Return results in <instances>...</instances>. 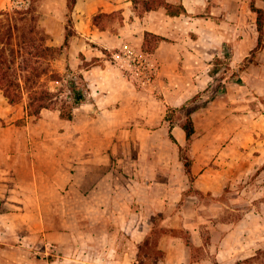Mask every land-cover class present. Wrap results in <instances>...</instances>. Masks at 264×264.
Returning a JSON list of instances; mask_svg holds the SVG:
<instances>
[{"label":"crops","instance_id":"1","mask_svg":"<svg viewBox=\"0 0 264 264\" xmlns=\"http://www.w3.org/2000/svg\"><path fill=\"white\" fill-rule=\"evenodd\" d=\"M165 1L183 9L77 0L70 65L84 72L94 101L79 105L73 120L50 109L30 120L24 103L0 91V264H75L73 239L83 224L86 257L95 264H251L263 246L264 110L258 121L252 110L254 87L264 89V44L253 53L257 12L251 0ZM255 2L264 8V0ZM114 11L125 17L116 30L94 23L96 14ZM148 32L163 37L152 51L143 48ZM130 48L157 60L156 82L166 85L161 105L144 98ZM227 49L232 67L252 60L241 82L193 115L191 179L180 157L186 131L169 126L165 110L207 89ZM224 192L230 199H220ZM242 193L243 216L211 213L237 207ZM158 226L167 228L160 254L143 248Z\"/></svg>","mask_w":264,"mask_h":264},{"label":"trees","instance_id":"2","mask_svg":"<svg viewBox=\"0 0 264 264\" xmlns=\"http://www.w3.org/2000/svg\"><path fill=\"white\" fill-rule=\"evenodd\" d=\"M139 1H141L143 10L151 9L158 5H166L171 13H178L183 9L181 4H170L165 0H134L135 3ZM76 2L77 0H68L69 25H67L65 39L61 46L49 44L47 42L48 35L36 26L30 27L28 32H26L19 22L9 17L10 13L8 11H0V14L8 15L7 21L4 22L0 19V41L3 43V46L0 47V90L3 91L11 103H19L27 95L26 110L29 116L38 118L45 109L59 108L64 118L73 119L75 108L88 100H92L90 83L84 72L75 70L70 64H67L65 74H61L53 68V63L65 52L66 48L71 46V41L77 34V29L73 27L74 18L72 15ZM250 5L257 12V26L259 30L258 43L253 50L254 53L264 44V8L257 6L255 0H251ZM28 12L29 10H25V13ZM124 19L125 17L121 11H114L100 12L94 16L93 21L99 28L107 29L110 28L114 21L123 23ZM161 39H163L162 36L148 32L143 47L144 50H154ZM17 40H23L21 43L16 42L17 45H21L18 51L21 53L23 61L20 63L16 60L8 59L6 55L8 47ZM11 50L12 53L16 51L15 47H12ZM104 52L110 55V59H114L109 50L104 49ZM251 60L252 58H247L239 66L232 67L231 52L227 49L223 57L215 59L211 74L216 76L221 69L217 66L220 62L225 64L224 71L228 72L227 74H235L236 80L242 81L241 74L250 64ZM20 71H23V75ZM45 76L54 81L63 80L65 81V86L60 89H53L49 85V82L44 80ZM225 88L226 86H223L222 93L225 92ZM215 95V93L210 95L206 105L215 99ZM193 98L189 99L183 107H186ZM195 110L196 108L188 112L186 120L182 123L188 139L186 145H180L183 154L184 151L190 149L196 133V125L192 116V112ZM172 126H174L173 122ZM171 136L175 139L173 133H171ZM183 154H181V157L192 179L194 177L192 173V156L190 154L188 156Z\"/></svg>","mask_w":264,"mask_h":264},{"label":"rangeland","instance_id":"3","mask_svg":"<svg viewBox=\"0 0 264 264\" xmlns=\"http://www.w3.org/2000/svg\"><path fill=\"white\" fill-rule=\"evenodd\" d=\"M25 10L26 11L29 10V12L25 13ZM0 11H8L10 13L9 17L10 18L12 17L14 21L19 22V24L24 28L26 32H28L30 27L36 26L38 29L43 30L48 35L47 42L49 44L56 45V46H61L63 44L64 39H65V34H66V28H67V25H69L68 0H0ZM72 15L74 18L73 27L76 28L77 20H76L74 11ZM25 16L27 17L25 18ZM7 18H8L7 14H0V19L3 20L4 22L7 21L6 20ZM118 23H119L118 21H114V23H112V25L110 26L111 30L113 31L116 30V26L118 25ZM22 41L21 40L14 41V44L8 47L7 52H6L8 59L16 60L18 63L23 61V57L21 53L18 51V48L21 45L16 44V42L21 43ZM80 42H82V46H83L84 45L83 40L82 41L78 40V44ZM71 44H72V41H71ZM1 46H3V43L0 41V47ZM12 47H15L16 49L15 53H12V50H11ZM71 54L72 52H71V46H70L66 48L65 52H63L59 56V58L53 63V68L56 71L60 72L61 74H65L67 71L66 69L67 64L71 63V59H72ZM81 56L84 57L85 54L81 53ZM105 56L110 57V55H107V54ZM91 62L92 60H88L84 62V65H86L87 63H91ZM217 66L220 67L221 69L216 74V76H214V78L211 80L210 86L207 89L203 90L202 92H199L200 94H198L196 97L194 96L195 98L192 97L193 98L192 101L188 103L186 107H183V106L187 104L188 100L182 105L169 106L166 108L165 119L169 121V126L173 127L172 122L174 123V126L178 124L182 126V123L187 118L188 112L196 108V110L192 112V116H193L196 111L205 110L209 106V104L213 100H211L207 105H206V102L209 99L211 94L215 93L216 94L215 99H217L218 96L222 94L223 86H228V84L232 82H239L238 80H236L237 77L235 74L234 75L227 74L228 72L224 71L225 64L219 62ZM75 70L80 71L78 69H75ZM20 73L23 75V71H20ZM44 80L48 81L49 85L53 89H60L63 86H65V81L63 80L54 81V80H50L48 77L46 78V76L44 77ZM137 83H140V82L137 81ZM140 86L143 89L144 95L147 94V96H145L144 98H148V101L150 104L161 105L164 102V100L167 99L165 96V88H166L165 82L163 81L156 82V77L151 84L144 85L140 83ZM0 91L3 93L2 90ZM263 92H264L263 88H260L258 90V87L256 86L254 87V94H253V99H252V110L254 111L253 119L255 121L260 120L261 111L264 110V93ZM152 94L154 95L156 94V96L153 97ZM27 102H28V96L25 95L24 98L19 103L25 104L26 115L29 116L26 110ZM50 110L56 111L62 120H73L74 119V117L73 119L64 118L61 115V111L59 108H54ZM218 111H221V109L215 110V114H218L217 113ZM74 116H75V112H74ZM40 117L35 118L33 116H29L28 119L38 120ZM205 120H207V117H205L204 114H202L198 118V122L201 126H203V122ZM229 120H234V119L231 117L229 118ZM255 130L260 131V128H257ZM195 135H197V133H195ZM181 154H183V151H181L180 149V157H181ZM189 154L192 156L191 147L188 151H184L183 155L188 156ZM195 191L196 189L194 188V185L192 184L190 189L187 192L194 193ZM208 195L207 196L204 195L203 197H206L207 200H210V197ZM230 197L231 195L229 192H224L223 194H220V199H226V198L230 199ZM238 197H239L238 198L239 205L237 207L235 206L224 207V208L218 207L212 210L211 213L214 216H217L219 218H238L240 216H243L245 212V209H244L245 205L243 203L246 200V194L242 193L238 195ZM240 203H242V205H240ZM161 215L163 214H160L157 216H161ZM78 231L79 233L77 232V239L76 238L73 239V244L75 245L74 253L78 251L76 260L74 263L75 264H95V262L92 263L93 261H91V258L86 257L85 250L87 246H86L85 236H84L85 231H86L85 225L83 224V226ZM165 231H167V228L158 226L157 230L155 231L151 239L149 238V242L143 245L144 250H154L157 254H160L158 253V252H161L160 249L158 248V245L160 243L161 236L163 232ZM180 231H183V230L181 229ZM255 250L257 254L255 255L251 264H264V244L263 246H260ZM35 254H36L35 255L36 257L38 256V258H41L44 255V252L38 249V251H35ZM2 256L5 257V254H2ZM45 257L46 259L49 258L51 261L54 259V255L52 253H50V255H45ZM16 262H18L17 264H22L19 259Z\"/></svg>","mask_w":264,"mask_h":264},{"label":"built area","instance_id":"4","mask_svg":"<svg viewBox=\"0 0 264 264\" xmlns=\"http://www.w3.org/2000/svg\"><path fill=\"white\" fill-rule=\"evenodd\" d=\"M130 60L131 73L141 84H151L159 70V64L155 58L148 53L137 51L134 48L128 49L126 53Z\"/></svg>","mask_w":264,"mask_h":264}]
</instances>
